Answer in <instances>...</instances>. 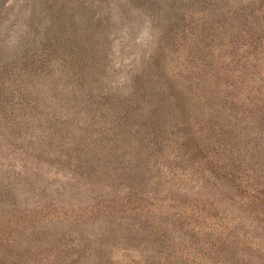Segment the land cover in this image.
Instances as JSON below:
<instances>
[{
  "label": "rangeland",
  "instance_id": "rangeland-1",
  "mask_svg": "<svg viewBox=\"0 0 264 264\" xmlns=\"http://www.w3.org/2000/svg\"><path fill=\"white\" fill-rule=\"evenodd\" d=\"M0 264H264V0H0Z\"/></svg>",
  "mask_w": 264,
  "mask_h": 264
}]
</instances>
